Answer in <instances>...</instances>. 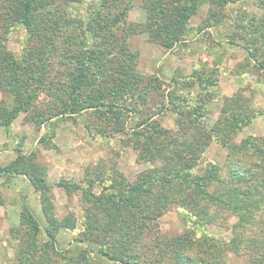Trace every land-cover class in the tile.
Returning a JSON list of instances; mask_svg holds the SVG:
<instances>
[{
    "label": "trees",
    "instance_id": "obj_1",
    "mask_svg": "<svg viewBox=\"0 0 264 264\" xmlns=\"http://www.w3.org/2000/svg\"><path fill=\"white\" fill-rule=\"evenodd\" d=\"M133 1L0 0V129L19 115L36 130L84 116L91 138L118 137L131 146L136 163L147 165L133 180L104 162L86 168L77 183L59 179L53 186L78 196L81 216L58 219L47 167L36 151L15 146V158L0 165V178H21L38 195L45 227L24 205L19 224L8 231L12 264H226L229 253L264 264V143L252 136L235 140L262 112L238 91L222 99L208 128L215 70H178L166 81L139 71V54L129 44L146 34L166 52L187 46L190 21L207 6L195 34L231 22L225 43L244 51L242 73H263L264 0L255 2L259 14L235 19L227 8L242 0H143L141 24L127 20ZM20 33L15 53L10 39ZM168 115L176 130L163 127ZM51 135L43 134L34 147L56 148ZM212 142L225 151L223 166L201 161ZM172 208L183 211L192 231L234 217L231 238L221 243L191 231L164 233L160 219ZM77 222L69 248L59 250L57 234L72 233Z\"/></svg>",
    "mask_w": 264,
    "mask_h": 264
},
{
    "label": "rangeland",
    "instance_id": "obj_2",
    "mask_svg": "<svg viewBox=\"0 0 264 264\" xmlns=\"http://www.w3.org/2000/svg\"><path fill=\"white\" fill-rule=\"evenodd\" d=\"M143 0H134L133 7L128 15V22L141 24L145 22V10L142 7ZM256 0H242L235 5L227 8L229 19H235L242 14H259L256 7ZM86 4L82 6V13L85 12ZM81 16V13L80 15ZM207 16V6H203L190 21L193 28L192 34L188 38L187 46H178L170 52L165 49L148 43L146 34H139L130 38L129 44L133 50H136L138 56V70L147 74L158 73L166 80L174 75V72L181 71L184 75L195 74L198 70L201 72H210L211 78L217 81V86L213 89L215 99L208 105L205 115V123L211 128L218 119L221 101L224 98L232 97L238 91L243 96L250 99L254 108L262 112V115L253 120V123L245 127L235 138L239 142L242 138L252 136L264 143V72L247 69L242 73L246 64V55L244 51L235 46L227 45L226 40L231 35L230 24L225 22L220 26H211L195 34L199 25L203 26L202 21ZM228 18V17H227ZM207 33V34H206ZM210 35L208 38L207 36ZM23 34H15L10 39L11 49L19 52L18 40ZM216 43H212V41ZM23 115H19L7 129H0V165H5L8 161L15 158V146L20 144L23 152L31 150L36 151L37 160L43 163L48 170L47 181L54 185L59 179L63 178L75 183L79 182L86 168L92 170L96 164L105 163V167L114 165L123 172L125 177L133 180L134 177L143 171L147 165L136 163V154L131 146L125 147L116 137L112 140L91 138L89 133L84 130L83 119L80 116L76 122L64 120L57 122L53 127L44 125L40 130H36L23 120ZM163 127L170 130H176L171 115L164 117ZM50 131L56 148L42 150L41 147H34L43 134ZM122 138V137H120ZM34 147V149H33ZM225 160V151L216 143L212 142L203 155L201 161L206 164L215 163L223 166ZM203 164V165H204ZM13 179V178H12ZM15 178V181L9 182L0 178V264H12L14 241L11 239L8 231L16 227L12 225L24 205H27L40 226L45 227L38 195L27 194L28 188L25 183ZM22 180V179H21ZM27 194V195H26ZM54 213L58 219L70 216L71 213L81 216V209L78 204V196H67L57 187L52 188ZM26 195V196H25ZM183 211L172 208L160 219V229L164 233H183L191 231L199 238L204 234L209 238H215L216 242L224 243L231 238L230 226L235 218H228L226 223L219 219L220 223L214 225H205L195 231H192L190 222L182 219ZM184 214V213H183ZM78 228L72 233L60 230L57 234V248L61 251L69 248V243L73 236L79 232ZM72 248V246H71ZM248 254L226 255V264H250L252 261Z\"/></svg>",
    "mask_w": 264,
    "mask_h": 264
},
{
    "label": "crops",
    "instance_id": "obj_3",
    "mask_svg": "<svg viewBox=\"0 0 264 264\" xmlns=\"http://www.w3.org/2000/svg\"><path fill=\"white\" fill-rule=\"evenodd\" d=\"M2 179V178H1ZM18 179H20V180H16V181H22L21 180V178H18ZM6 180H8L9 182H12L13 180L15 181V178H13V179H6ZM23 182V181H22ZM23 183H25V182H23ZM30 193V190H29V188H28V192H27V194H29ZM26 194V195H27ZM25 195V196H26ZM19 223V221L17 220V217L14 219V222L12 223V225H17Z\"/></svg>",
    "mask_w": 264,
    "mask_h": 264
}]
</instances>
